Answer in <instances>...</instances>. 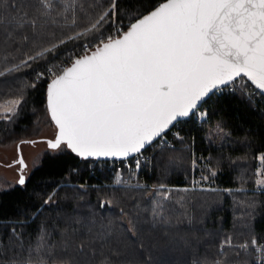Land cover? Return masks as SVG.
<instances>
[{"label":"snow or ice","instance_id":"obj_1","mask_svg":"<svg viewBox=\"0 0 264 264\" xmlns=\"http://www.w3.org/2000/svg\"><path fill=\"white\" fill-rule=\"evenodd\" d=\"M58 31L71 34L57 40ZM105 32L109 34L105 36ZM45 36L50 38L47 46L42 42ZM82 37L84 54L70 57L68 66L53 64L47 69L46 109L56 129L54 139L47 141L48 148L66 149L83 160L125 161L137 157L135 170L127 179L117 172L114 184L119 189L143 190L148 206L137 203L134 210L148 213L154 227L169 226L172 194L219 191L202 185L216 177L217 170L205 164L207 174L193 179L190 187L161 183L149 191L144 184L133 182L141 169L143 153L167 147L166 134L179 120L192 116L206 120L207 111L200 109L214 94L239 93L249 102L257 95L264 98V0H162L143 13L129 16L126 30L118 0H109L107 7L102 0H0V77L29 68L31 63ZM43 78L44 73L36 74L37 81ZM22 93L0 103V121H11L17 114ZM217 131L227 135L220 125ZM174 135L183 140L179 133ZM257 159L261 167L255 173V184L258 191H264V154ZM13 163L19 165L17 183L24 186L26 164L23 158ZM197 163L193 158V170ZM54 196L55 192L44 204L51 203ZM187 200L185 195L175 203L183 208ZM114 201L102 200L100 208L111 209ZM120 213L130 217L125 207ZM92 223L95 225V220ZM70 227L61 232L64 248L69 247ZM88 230L92 232L91 227ZM129 230L135 232V224ZM12 231L19 239L16 229ZM110 234V228L97 232L87 243L101 241L103 246ZM49 236L41 226L27 255L21 243V252L0 259V264H49L48 257L55 248L49 244ZM86 246L81 240L77 248L83 253ZM226 246L237 257L241 253L251 255L250 250H254L255 264H264V243L258 237L234 243L231 235L219 246V255L224 258L204 264H228ZM4 255L0 248V256ZM53 264L72 261L61 259ZM98 264L113 261L102 254Z\"/></svg>","mask_w":264,"mask_h":264},{"label":"trees","instance_id":"obj_2","mask_svg":"<svg viewBox=\"0 0 264 264\" xmlns=\"http://www.w3.org/2000/svg\"><path fill=\"white\" fill-rule=\"evenodd\" d=\"M161 1L118 0L125 29L129 16L143 13ZM102 2L105 7L109 4V0ZM69 34L58 31L56 39ZM108 34L105 32V36ZM49 40L45 36L43 45L47 46ZM84 43L83 37L69 41L56 53L31 63V67L0 77V103L18 98L23 90V102L17 114L11 121H0L1 144L34 139L32 136L39 131L41 123L53 125L46 109L47 69L53 64L66 66L70 57L84 54ZM38 72L44 73L39 81ZM33 83L35 87L31 86ZM200 110L207 111L206 120L192 116L176 122L166 134L167 147L144 152L148 161L133 182L144 184L149 191L161 183L168 187H190L193 179L207 174V164L218 174L202 185L219 191L173 193L169 205L171 225L154 227L148 213L134 210L137 203L148 206L143 190L117 188L108 170H89L88 163L94 159L83 160L66 149L47 148L29 172L24 186L17 183L0 189V248L5 253L0 259L20 253L21 243L27 255L29 246L36 243L41 226L50 233L49 244L55 245L48 257L49 264L61 259L71 260L72 264H98L102 254L111 257L113 264H204L206 260L224 258L219 255V246L229 235L234 243L250 242L253 236L264 243V191H258L255 184V173L261 167L257 157L264 154V98L257 95L249 102L239 93L224 91L210 96ZM217 125L222 126L226 136L217 131ZM175 133L183 140L176 139ZM193 158L198 162L195 170ZM238 188L244 191H235ZM53 192V201L44 204ZM185 195L188 200L182 208L175 201ZM113 198L111 209L100 208L102 200ZM121 207L130 213L131 224L129 216L121 215ZM101 224L105 226L103 229ZM133 224L135 232L129 230ZM69 225V247L64 248L61 232ZM13 228L19 239L13 235ZM73 228L78 231L73 232ZM109 228L111 234L105 245L101 241L87 243L95 233L108 232ZM81 240L87 244L83 253L77 248ZM167 242L170 245L177 242L186 248L183 252H170L171 258L163 263L162 253ZM224 251L228 264H244L246 260L248 264H255L254 250H250L251 255L241 253L239 257L227 246Z\"/></svg>","mask_w":264,"mask_h":264},{"label":"rangeland","instance_id":"obj_3","mask_svg":"<svg viewBox=\"0 0 264 264\" xmlns=\"http://www.w3.org/2000/svg\"><path fill=\"white\" fill-rule=\"evenodd\" d=\"M55 132L56 129L53 125H42L41 123L39 131L36 135L32 136L34 139L27 140L34 143H21L16 141L5 144L0 143V189L9 188L17 184L19 179V165L13 162L20 158H23L26 164L24 175L27 178L31 169L39 163L42 152L48 148L47 139L54 138ZM169 165H172V163L170 162ZM166 247L162 253L164 257L161 261L163 263H165L166 259L171 258L170 252L179 253L183 252L186 248V246H182L177 242L172 245H170V242H167Z\"/></svg>","mask_w":264,"mask_h":264},{"label":"built area","instance_id":"obj_4","mask_svg":"<svg viewBox=\"0 0 264 264\" xmlns=\"http://www.w3.org/2000/svg\"><path fill=\"white\" fill-rule=\"evenodd\" d=\"M137 157H129L127 160H115V159H94L92 162L88 163L89 170L93 171L94 169L102 170L106 169L111 173V176L115 178L117 176V172L123 174L124 178L127 179L131 173V171L135 170V163ZM148 161V157L146 154L143 153V159L141 161V169L143 165ZM140 169V170H141ZM139 170V171H140Z\"/></svg>","mask_w":264,"mask_h":264},{"label":"water","instance_id":"obj_5","mask_svg":"<svg viewBox=\"0 0 264 264\" xmlns=\"http://www.w3.org/2000/svg\"><path fill=\"white\" fill-rule=\"evenodd\" d=\"M162 2V1H161ZM126 30V29H125ZM70 64V63H69ZM69 64H67L66 66H68ZM46 89H47V87H46ZM184 119H187V118H184ZM181 120H183V119H181ZM180 121V120H179ZM53 126L55 127V125L53 124ZM54 138H52V139H47V141L48 140H53ZM19 145V144H18ZM91 159V158H90ZM98 160H101V159H98ZM115 160H118V159H115Z\"/></svg>","mask_w":264,"mask_h":264}]
</instances>
